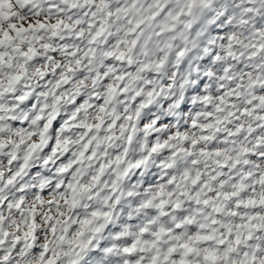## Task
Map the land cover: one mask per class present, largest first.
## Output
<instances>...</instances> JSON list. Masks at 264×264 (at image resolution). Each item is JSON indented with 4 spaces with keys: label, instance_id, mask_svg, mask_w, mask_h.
<instances>
[{
    "label": "snow or ice",
    "instance_id": "1",
    "mask_svg": "<svg viewBox=\"0 0 264 264\" xmlns=\"http://www.w3.org/2000/svg\"><path fill=\"white\" fill-rule=\"evenodd\" d=\"M0 264H264V0H0Z\"/></svg>",
    "mask_w": 264,
    "mask_h": 264
}]
</instances>
